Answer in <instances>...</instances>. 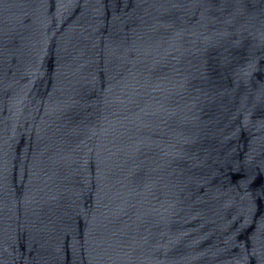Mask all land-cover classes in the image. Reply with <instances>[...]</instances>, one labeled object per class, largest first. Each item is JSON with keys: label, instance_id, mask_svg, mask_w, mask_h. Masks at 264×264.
<instances>
[{"label": "water", "instance_id": "water-1", "mask_svg": "<svg viewBox=\"0 0 264 264\" xmlns=\"http://www.w3.org/2000/svg\"><path fill=\"white\" fill-rule=\"evenodd\" d=\"M0 264H264V0H0Z\"/></svg>", "mask_w": 264, "mask_h": 264}]
</instances>
